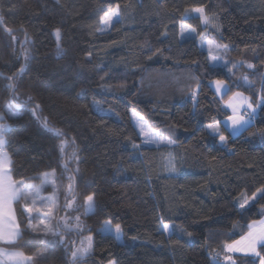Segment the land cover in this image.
Returning a JSON list of instances; mask_svg holds the SVG:
<instances>
[{"label":"trees","instance_id":"1","mask_svg":"<svg viewBox=\"0 0 264 264\" xmlns=\"http://www.w3.org/2000/svg\"><path fill=\"white\" fill-rule=\"evenodd\" d=\"M117 5L120 22L100 34L99 17ZM195 7L212 18L207 31L227 46V66L210 65L198 46L205 28L191 12ZM0 15V122L9 126L5 148L15 161V178L36 183L55 169L61 205L72 176L76 214L84 198L95 195L93 213L81 215L92 229L94 250L79 264H215L217 254L226 264L224 245L260 219L264 207L260 200L245 211L238 201L264 185V110H257L247 131H225L229 140L222 145L205 125L220 121L225 129L222 120L230 112L208 83L225 79L228 95L243 91L253 102L260 95L264 0H0ZM181 24L196 29L191 39L181 38ZM55 28L61 29L59 50ZM157 48L163 55L148 60ZM242 61L254 69L233 67ZM193 75L202 81L195 102ZM131 111L176 144H143ZM169 154L174 172L165 167ZM65 214L62 209L59 217ZM106 219L121 224L122 242L96 231ZM165 223L182 224L193 235L176 231L169 237L161 230ZM24 229L15 247L4 246L24 251L34 264H72L70 243L36 235L26 221ZM59 232L71 242L73 233ZM233 259L258 264L247 255Z\"/></svg>","mask_w":264,"mask_h":264},{"label":"snow or ice","instance_id":"2","mask_svg":"<svg viewBox=\"0 0 264 264\" xmlns=\"http://www.w3.org/2000/svg\"><path fill=\"white\" fill-rule=\"evenodd\" d=\"M59 2V0H57ZM189 10L186 9L187 13ZM191 12L198 13L201 24L205 28V32L199 33V42L201 47L207 46L208 49V60L210 63L219 64L221 58L218 55L219 50L227 49L226 45L219 44L214 38H208L207 28L212 23V18L209 17L203 7H195L191 9ZM120 22V6L106 11L99 17L100 27L97 31L100 34H104L114 24ZM4 23L3 15H0V24ZM11 33V29H5ZM196 33L195 28H190L187 25L181 24L180 34L181 38L193 37ZM54 35L57 38V49L60 48L61 29L55 28ZM15 39V37H14ZM27 41V36L26 40ZM25 58L28 57L29 53L27 50L24 52ZM158 55H163V51L157 48L154 52L147 57L148 60H152ZM195 63V61H193ZM224 65L227 66L230 61H223ZM241 63L246 64L247 68L254 69V65L250 62L242 61L234 64V68L241 66ZM24 69L21 68L20 72ZM231 72L232 69H229ZM8 80L12 81L15 76L7 77ZM190 79L194 81V85L191 87L190 95L192 100L195 102L200 93L202 81L199 77L191 76ZM246 84L251 86V82L248 77H243ZM261 93L257 96L255 102L251 96H245L243 92H232L225 103V107L231 110V114L225 117L224 123L226 128H221L220 121H213L205 125L210 135L218 137L222 145H226L229 136L224 134L225 131H229L232 135H236L242 131H247L248 127L252 125V122L256 119L257 110H264V75L261 77ZM210 89L214 88L216 95L223 99L224 96L228 95L230 87L225 79H213L208 83ZM8 88L14 91V84H9ZM31 99V98H29ZM38 107V106H37ZM195 109V104H194ZM7 111L12 115L16 116L18 113L12 112L11 108ZM133 117L136 119L137 127L140 129V135L144 137L143 144L145 145H156L160 147L162 145H174L176 141L170 137H165L158 131H152L144 118L139 113L133 112ZM3 115H0V120H3ZM9 130V126L4 123H0V244H5L15 247L18 242L22 239L24 224L26 221L27 229H30L36 235H42L45 238L51 236H60L61 243H70L71 248V260L72 264H79V262L91 255L94 250V235L92 229L87 228L83 224L80 215L75 217L71 216V211H78L79 205L76 203L77 197L74 192V178L68 177L69 184L64 192L65 203L61 206L58 203V193L56 191L55 184V169L41 173L39 175L40 183H27L26 179L21 177L16 179L14 176L15 161L12 156L6 150L5 133ZM264 135V132L261 133ZM134 148H139L140 145H133ZM63 151V148L61 149ZM165 161L167 162L165 167L167 170L176 171L174 164V158L169 154L166 156ZM67 170V164L64 165ZM31 179V178H29ZM51 184L53 188L52 195L44 197L41 193L48 185ZM260 200H264V185L258 187L251 196L248 197L246 193H242L238 197L239 207L242 210H249ZM63 208L65 215L58 217V212ZM84 211L83 215L88 216L93 213L95 208V195L88 194L84 198ZM38 223H34L37 221ZM56 223L53 224L52 221ZM59 229H63L66 233H75L77 236H82V233L87 230L88 235L83 236L79 240V244L76 241L68 242L64 236L60 235ZM169 237L176 231H179L182 235H186L191 238L193 233L188 231L187 228L182 224H163L162 229ZM99 234L112 235L119 241L123 236V228L120 223L113 224L112 219H106L101 222V226L98 229ZM45 244L53 243L54 241L45 239ZM223 256L226 264H235L233 255L235 253H243L247 256L255 257L258 260V264H264V207L261 208L260 219L252 220L247 224V231L240 236L238 240H234L231 243L224 245ZM40 255H43L41 253ZM218 255L212 257L215 264H220ZM0 264H34V258L27 255L22 250L8 251L7 249L0 247ZM108 264H115L114 261H108Z\"/></svg>","mask_w":264,"mask_h":264},{"label":"rangeland","instance_id":"3","mask_svg":"<svg viewBox=\"0 0 264 264\" xmlns=\"http://www.w3.org/2000/svg\"><path fill=\"white\" fill-rule=\"evenodd\" d=\"M114 8H116V6L114 7ZM113 8V9H114ZM196 14H198V13H196ZM199 15V14H198ZM207 36H208V38H214L215 39V37H213V35L211 34V33H209V31H207ZM215 41L217 42V43H219V44H221L220 42H218L216 39H215ZM198 46L200 47V49H202V50H204L205 52H206V54H207V60H208V55H209V53H208V49H207V46H204V47H201V45H200V42H199V40H198ZM225 52H226V50H224V49H221V50H219V52H218V55L220 56V58H221V63H219V64H213V63H210L209 62V60H208V63L210 64V65H212V66H223L224 65V63H223V61H226V58H225ZM234 92H237V91H234ZM238 92H243V91H238ZM232 93H230L229 95H227V96H225V97H223V99H222V102H223V105L225 106V103H226V101H227V99H228V96H230ZM243 94L245 95V96H251L250 94H248V93H246V92H243ZM217 97H219L220 99H221V97L220 96H217ZM252 97V96H251ZM9 107H6V110L8 109ZM227 110H228V108H226ZM229 111V110H228ZM13 112V111H12ZM133 112L134 111H131L130 112V118H131V121H132V123H133V125H134V127L136 128V130H137V132H138V134H139V136H140V138H141V141H142V143H143V139H144V137H142L141 135H140V129H139V127H137V124H136V119L137 118H135V117H133ZM148 125V124H147ZM148 127L152 130V131H154L149 125H148ZM41 181L39 180L38 182H36L35 184H39ZM30 183H33V182H30ZM49 186H51V184H49ZM52 187V186H51ZM41 195L42 196H44V197H48V196H50V195H52V193H41ZM84 205V204H83ZM83 205H82V207H83ZM62 211V210H61ZM83 211H84V208L82 209V210H80V213L78 212L77 214L74 212V211H72V213H71V216H73V217H75L76 215H83ZM60 214H61V212H60ZM59 214V215H60ZM64 216V215H63ZM55 220H53L52 221V223H54L55 224ZM100 226H101V224L96 228V231H98V229L100 228ZM63 232V231H62ZM73 236H71V238H70V240L71 241H76V243L77 244H79V240L83 237V236H87L88 234H86V230L82 233V236H77L75 233H73L72 234ZM112 236V235H111ZM113 238H114V236H112ZM115 239V238H114ZM116 240V239H115ZM123 241V237L119 240V241H117L116 240V242H118V243H120V242H122ZM70 247V246H69ZM70 252H71V249H70ZM70 258H71V256H70ZM86 258V257H85ZM84 260V258L81 260V261H83ZM105 264H108V262L107 263H105Z\"/></svg>","mask_w":264,"mask_h":264},{"label":"crops","instance_id":"4","mask_svg":"<svg viewBox=\"0 0 264 264\" xmlns=\"http://www.w3.org/2000/svg\"><path fill=\"white\" fill-rule=\"evenodd\" d=\"M212 90L214 91V93H215V90H214V88H212ZM216 94V93H215ZM216 96H218V95H216ZM229 110V112H230V114H231V110L230 109H228ZM224 121H225V119H223L222 120V124L224 125V127L226 128V124L224 123ZM0 123H3V122H0ZM5 124V123H4ZM230 133V132H229ZM231 134V133H230ZM247 231V230H246ZM243 235V234H242ZM241 235V236H242ZM240 237H238L237 239H235V240H238ZM231 243V242H230ZM5 244H2V245H0V247H3V248H5V249H7L8 251H14V250H19V249H15V248H7V247H5L4 246ZM226 254V253H225ZM234 255H245V254H243V253H235Z\"/></svg>","mask_w":264,"mask_h":264},{"label":"water","instance_id":"5","mask_svg":"<svg viewBox=\"0 0 264 264\" xmlns=\"http://www.w3.org/2000/svg\"><path fill=\"white\" fill-rule=\"evenodd\" d=\"M25 38V34H24V37H23V39ZM22 43V42H21ZM20 46H21V44H20ZM21 68H23V66L21 67ZM20 68V69H21ZM20 69L18 70V72L17 73H19L20 72ZM16 73V74H17ZM11 93V92H10ZM15 107H17V106H15ZM35 109H36V111L38 112V107H36L35 106ZM64 203H65V198H64V200L62 201V203H61V206H63L64 205ZM63 208H61V210H62ZM61 210L58 212V217H59V214H60V212H61ZM56 223V222H55ZM66 253H67V250H66Z\"/></svg>","mask_w":264,"mask_h":264}]
</instances>
